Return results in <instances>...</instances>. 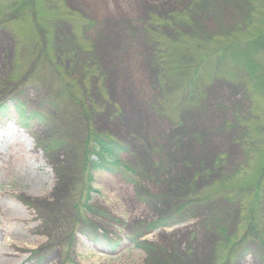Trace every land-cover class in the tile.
<instances>
[{
    "label": "rangeland",
    "instance_id": "1",
    "mask_svg": "<svg viewBox=\"0 0 264 264\" xmlns=\"http://www.w3.org/2000/svg\"><path fill=\"white\" fill-rule=\"evenodd\" d=\"M252 7L0 0V264H264V187L256 212L231 192L264 181V96L192 51L254 36ZM186 66L200 77L185 94ZM90 134L129 149L131 179L89 180Z\"/></svg>",
    "mask_w": 264,
    "mask_h": 264
},
{
    "label": "trees",
    "instance_id": "2",
    "mask_svg": "<svg viewBox=\"0 0 264 264\" xmlns=\"http://www.w3.org/2000/svg\"><path fill=\"white\" fill-rule=\"evenodd\" d=\"M262 14H264V12L260 14L257 7H252L249 18H247V21L243 23V26H241V28L244 30L249 27H254V36L228 45L222 44L221 42L224 41L221 39L219 42H217L218 40L213 39V42L216 43L214 50H209L208 44L204 46L196 45L195 47H192L194 49L192 50L194 52L193 55H197V57H200L199 60H201V62L196 67L200 69V67H203L204 62H207L208 59H210L209 57L215 56L218 58L217 62H219L220 65L230 69H240V71L245 73L253 83L254 93L264 96V65L260 57L264 55V19ZM244 35L247 36V33ZM233 36L232 38L230 37V40L235 41ZM185 50L189 51L191 49L186 48ZM186 67L185 80H187L188 84H186L185 88L183 89L184 93L186 91H191V89L196 86V81H198V78L200 77L198 69L192 72L193 74H190L191 71L188 67ZM0 109H3L4 111V108ZM53 145L54 143L51 144V149H54ZM57 145L59 146L61 144L57 143ZM128 153L129 149L118 140H115L109 136L90 134L85 156V173H89V180H91V174L94 171H105L115 175L120 174L131 179L136 171L123 163L121 159L123 155H127ZM255 165H257V169L259 171H264V153L261 154L259 160L256 159ZM245 171L246 169H243V173ZM239 173L240 172L237 171L234 174ZM248 186L250 185L245 186L238 184L231 190V192L232 195L238 196L240 197V200L245 201L246 205L251 207L249 210L256 212L257 206L255 204L259 201L261 191L264 187V181L260 180L252 185V187L249 189H246ZM249 191H251L253 194ZM231 192L229 191V193ZM251 200L252 203L249 202ZM256 225L257 222L253 219V216L247 219L246 227H244L246 236L257 234ZM165 226H168V224H166L165 221L161 222L160 227ZM149 230H157V228L152 227ZM227 241L230 244V240ZM236 245H238V241L235 242L234 245L232 244V248L236 247Z\"/></svg>",
    "mask_w": 264,
    "mask_h": 264
}]
</instances>
